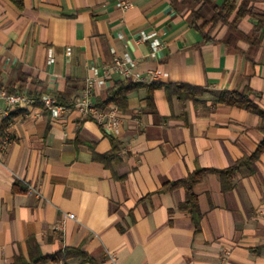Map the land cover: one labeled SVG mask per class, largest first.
I'll return each mask as SVG.
<instances>
[{
	"label": "crops",
	"instance_id": "0c3cea01",
	"mask_svg": "<svg viewBox=\"0 0 264 264\" xmlns=\"http://www.w3.org/2000/svg\"><path fill=\"white\" fill-rule=\"evenodd\" d=\"M119 1L0 0V88L72 101L55 117L40 103L7 107L0 98V264L28 258V242L45 256L79 247L96 264H264V147L228 189L214 171L264 140L263 116L226 101L243 93L264 113V26L255 42L257 18L246 14L228 45L227 25L204 38L184 0H132L127 9ZM222 1L202 4L201 17ZM252 6L264 13V0ZM142 31H162L159 47ZM115 53L136 61L132 79L157 72L127 93L125 109L109 101L115 83L131 79L107 67ZM90 77L104 79L95 103L119 109L118 137L74 107ZM176 85L199 89L180 97ZM198 167L211 170L193 187L196 223L180 207L186 189L170 183Z\"/></svg>",
	"mask_w": 264,
	"mask_h": 264
},
{
	"label": "trees",
	"instance_id": "16d2710c",
	"mask_svg": "<svg viewBox=\"0 0 264 264\" xmlns=\"http://www.w3.org/2000/svg\"><path fill=\"white\" fill-rule=\"evenodd\" d=\"M174 3L176 0H172ZM187 3L188 9L190 11L189 17L191 24L197 28L204 36V38L209 39L211 38L209 36L210 29H208L209 26H213L217 24L218 22H221L222 24L227 25V32L222 38V41L225 44H231L233 38L236 37V35L239 33L238 24L240 20L246 15L250 14L257 18V22L254 26V29L252 31V36L254 37L255 42H258V35L259 32L263 29L264 26V13H259L255 11L254 7L252 6V2L255 0H240L239 3H237V0H223L220 4H213V15L210 19H204L201 17L199 13V8L202 4L210 3V0H184ZM257 39H256V38ZM254 42V44H255ZM143 83L133 81L131 79H126L123 81H117L115 83V88L113 89V94L111 95L109 101L113 102L118 105L121 109H125L126 106V96L127 93L133 89L136 88ZM150 89L156 88L161 86V83L157 82H151L145 84ZM166 89L170 88V85H165ZM176 92L179 93L180 97L183 96L182 93L186 95L194 94L199 87L196 86H189V85H176L175 86ZM184 90L183 92L180 91ZM11 93H14L13 91ZM27 95L35 98H40L43 94L42 93H32L29 91L26 93ZM56 99V102L64 105H69L72 103V101L64 95V93H60L56 96H54ZM226 101L230 104L242 106L245 108H249L251 110H254L261 114L264 118V113L259 110L253 103H251L247 96L243 93H231L227 96ZM99 105V104H97ZM107 107V106H102ZM262 130L264 131V123L261 126ZM114 140V139H113ZM264 147V140L259 145L258 149L251 155L247 156L245 158L237 160V162L225 169H218L214 170L221 182L222 186L225 189H228L232 186V179L235 171L237 168L244 164L248 158L251 159L259 153V151L262 150ZM97 159H104L103 155H95ZM211 169L198 167L193 172L189 173L187 177L183 179H179L176 181H173L170 183L171 186H183L186 189V199L183 203H181L180 207L184 209H188L193 213V218L196 223H199V212L196 204V198L195 194L193 192L194 185L199 182L202 178V176ZM29 245V256L28 258L25 257L23 254H17L14 257V260L10 264H41L47 259L51 260H57L60 261L61 259H65L66 257L73 256V255H80L83 260L90 262V264H96V261L94 258L89 255L86 251L77 248L72 247H66L64 251H58L54 255L51 256H45L41 253L39 246L35 242H28Z\"/></svg>",
	"mask_w": 264,
	"mask_h": 264
},
{
	"label": "built area",
	"instance_id": "2783aa9c",
	"mask_svg": "<svg viewBox=\"0 0 264 264\" xmlns=\"http://www.w3.org/2000/svg\"><path fill=\"white\" fill-rule=\"evenodd\" d=\"M132 0H120L118 5L123 9H127L131 6ZM162 31H150L141 32L143 39H150L153 49H156L161 44L160 35ZM112 68L124 77L131 78L134 75V69L136 67V61L130 57H122L118 54H114L111 63L107 66ZM157 76V72L153 73L150 79L153 80ZM132 79V78H131ZM133 81L136 82H149L146 78L134 76ZM104 81L103 78L90 77L85 80V86L81 92L79 99L75 102L74 107L77 108L84 117H91L96 120L97 123L103 126L104 130L111 136L118 137L124 132L121 117L119 116V109L116 106L99 107L93 99V89L96 84H101ZM0 98L4 99L7 107H31L36 103H40L50 110L52 116H60L67 109L63 104L56 102V99L49 94H44L40 98L31 97L25 93H11L4 88H0ZM8 144V139L3 140L2 148H5ZM28 192L38 191L34 189L32 185L27 186ZM69 217H73V213L68 214ZM61 227V226H59ZM110 260H114V255L110 253ZM58 264H70L67 259H61Z\"/></svg>",
	"mask_w": 264,
	"mask_h": 264
}]
</instances>
